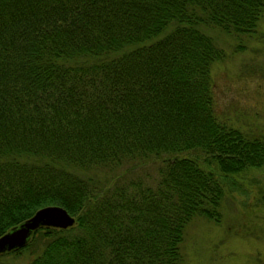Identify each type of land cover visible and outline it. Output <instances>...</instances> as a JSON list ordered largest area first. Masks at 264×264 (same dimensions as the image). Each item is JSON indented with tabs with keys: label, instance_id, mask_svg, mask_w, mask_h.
Listing matches in <instances>:
<instances>
[{
	"label": "trees",
	"instance_id": "trees-1",
	"mask_svg": "<svg viewBox=\"0 0 264 264\" xmlns=\"http://www.w3.org/2000/svg\"><path fill=\"white\" fill-rule=\"evenodd\" d=\"M262 17L264 0H0V235L46 205L74 218L4 254L186 264V226L218 224L234 177L264 166V136L217 105L207 32Z\"/></svg>",
	"mask_w": 264,
	"mask_h": 264
},
{
	"label": "rangeland",
	"instance_id": "rangeland-1",
	"mask_svg": "<svg viewBox=\"0 0 264 264\" xmlns=\"http://www.w3.org/2000/svg\"><path fill=\"white\" fill-rule=\"evenodd\" d=\"M207 33L225 54L211 66L223 117L250 135L264 136V17L253 35ZM234 179L237 186L224 192L218 224L197 218L186 226L181 245L186 264H264V166ZM2 254L0 264H27L30 258L25 251Z\"/></svg>",
	"mask_w": 264,
	"mask_h": 264
},
{
	"label": "water",
	"instance_id": "water-1",
	"mask_svg": "<svg viewBox=\"0 0 264 264\" xmlns=\"http://www.w3.org/2000/svg\"><path fill=\"white\" fill-rule=\"evenodd\" d=\"M73 222L74 218L61 206L46 205L40 207L32 215L0 235V253L22 247L29 240L32 232L41 226L65 229L71 226Z\"/></svg>",
	"mask_w": 264,
	"mask_h": 264
}]
</instances>
